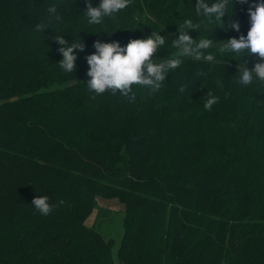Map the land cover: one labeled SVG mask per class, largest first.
Returning <instances> with one entry per match:
<instances>
[{"label":"trees","instance_id":"16d2710c","mask_svg":"<svg viewBox=\"0 0 264 264\" xmlns=\"http://www.w3.org/2000/svg\"><path fill=\"white\" fill-rule=\"evenodd\" d=\"M196 2L132 0L89 25L86 0H0V264H264V81L238 83V69L258 58L219 49L207 51L214 63L186 57L158 92L134 85V103L86 85L96 41L164 37L155 24L197 40L202 27L211 39L247 36L245 4L209 25ZM52 5L63 20L35 32ZM186 19L200 27L184 28ZM55 35L85 43L75 72L59 67ZM175 53L165 39L155 62ZM208 92L219 98L210 111ZM37 196L65 203L42 216ZM97 198L125 206L117 259L115 241L87 224Z\"/></svg>","mask_w":264,"mask_h":264},{"label":"clouds","instance_id":"9594fccd","mask_svg":"<svg viewBox=\"0 0 264 264\" xmlns=\"http://www.w3.org/2000/svg\"><path fill=\"white\" fill-rule=\"evenodd\" d=\"M132 3V0H101L98 7H93L91 0H86L87 8L84 17L89 25H99L103 23L105 17H112L121 10L126 9ZM236 4H249L248 15L250 17V29L245 37L243 34L239 38H231L227 43L219 48L220 53H246L248 57L255 56L260 62H257L254 69L249 70L246 66L238 69V83L244 86L253 83V75L264 81V0L249 3V0H235L234 6L231 0H217L209 4L205 0H197L196 10L203 12L207 17V23H224V17L228 16L230 7ZM48 20L34 26V31L41 33L49 28L53 22H61L63 17L56 5L47 9ZM234 15V11H233ZM232 15V16H233ZM231 16V17H232ZM199 23H194L191 19H186L184 28L195 31L199 28ZM229 28L240 32L241 25L238 21L230 20ZM52 39L60 45L59 52L62 54V61L59 67L66 73L76 71L75 54L76 50L83 52L85 43L75 39L71 44L64 39L62 35H55ZM165 46V38L158 32H152L146 39L130 40L126 46H121L119 42L102 43L96 41L93 44L96 50L94 54L86 57L89 65L87 73L90 79L87 82L89 91L94 92L96 96L105 93L116 95L119 93L127 99L129 103L136 101V92L133 86H143L151 93L158 92L164 85L170 71H174L184 63V58L192 57L196 61L206 60L208 63H214L216 56L213 54L204 55V50L213 47L212 39H193L188 32L179 31L178 35L172 41V47L179 49V53L174 58L163 59L162 62H155L157 53ZM207 73L198 71L197 77H204ZM187 84L181 85L179 91L185 92ZM208 99L204 108L208 111L218 103L219 98L212 92L207 93ZM63 200L57 204L50 203L48 196H37L32 201V206L42 215H50L57 207L63 205Z\"/></svg>","mask_w":264,"mask_h":264},{"label":"rangeland","instance_id":"374dc122","mask_svg":"<svg viewBox=\"0 0 264 264\" xmlns=\"http://www.w3.org/2000/svg\"><path fill=\"white\" fill-rule=\"evenodd\" d=\"M215 2H217V0H215ZM245 5L248 9L249 4H245ZM195 14L197 17L201 19L205 17L202 10L201 11L196 10ZM186 16H187V12L183 9H180L176 14V18L179 21L183 20ZM155 26L158 27L163 32L164 38L170 44H172L173 39L176 38L179 31L186 32L183 28H180L174 33H169L163 26L159 24H155ZM208 33L209 30L206 27H202L200 28V30L197 31V36L201 39H205V38L211 39L208 37ZM235 38L238 39L239 37H235ZM228 39L231 38L221 37L218 39H212L213 47L210 49H214V50L219 49L223 44L227 43ZM208 50H204L205 56L207 55ZM178 53H179V49H176L175 55H177ZM253 77L257 78L255 77V75H253ZM207 84H218V83L217 81H214L212 79H207ZM124 218H125V206L121 204L119 200L97 198L93 214L87 221V224L89 226L99 230L106 238H111L115 241V248L113 250V253L116 259L124 235V227H123Z\"/></svg>","mask_w":264,"mask_h":264}]
</instances>
